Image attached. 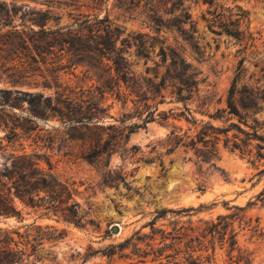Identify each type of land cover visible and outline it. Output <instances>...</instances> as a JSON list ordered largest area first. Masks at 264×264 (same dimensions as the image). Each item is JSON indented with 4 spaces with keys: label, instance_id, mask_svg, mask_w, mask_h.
<instances>
[{
    "label": "rangeland",
    "instance_id": "1",
    "mask_svg": "<svg viewBox=\"0 0 264 264\" xmlns=\"http://www.w3.org/2000/svg\"><path fill=\"white\" fill-rule=\"evenodd\" d=\"M0 1L46 8L40 4L41 0ZM103 2L96 10L92 8L95 4L89 2L90 7L83 11L91 15L99 13L101 17L108 15L112 23L122 29L119 46L123 40L130 43V48L125 49L128 50L126 57L139 90V97L133 96L130 100L137 101L140 106L147 103L156 107V121L132 133L117 152L93 163L80 158L79 145L69 148L70 144L62 136L66 130L62 127L59 133L54 130L60 127L55 118L33 123L37 128L34 134L40 131L48 143L56 134L61 137L54 150L41 151L32 139L24 138L10 145L7 154L50 155L56 172L76 182L79 190L76 201L89 224L78 228L58 222L54 217L45 216L43 211L26 207L17 200L20 214L0 217V239L3 240L7 233L20 249H27L31 255L26 257L25 264H129L130 260H126L123 253L108 258L103 255L104 250L124 242L137 232L149 233L150 228L145 227L157 216L156 212L196 209L181 214L169 212L157 227L170 230L173 222L197 225L200 220L230 214L233 210L227 208L239 206L246 208L244 222L235 223L240 253L234 251L230 254L228 244L217 246L215 259L204 264H237L240 254L249 256L250 264H264V200L260 197L264 192V175L259 174L264 164H253V157L225 148L223 133L231 124H237L264 137V0ZM212 2L213 6L209 4ZM221 6H240L248 12L250 24L243 40L238 41L226 34L217 35L209 30L202 17L206 14L211 18L207 11L219 10ZM185 12L191 16V23L187 25L183 23ZM62 15V25L73 22L67 13ZM175 53L190 65V74L195 81L192 87L186 88L170 77L168 68L176 59ZM84 73V68H78L73 75L62 74L63 81L72 87L91 85L92 82L80 83ZM236 80L235 101L242 119L227 114L228 94ZM43 81L37 78L27 81V84L14 85L3 76L0 79V101L3 90L53 96L55 89L43 87ZM15 98L21 100L14 101ZM10 99L9 105L14 108L5 106L3 109L0 106V111L19 118L30 116L28 104L22 101H28L29 97L13 95ZM107 104L112 107L110 115L120 123L125 120L124 113H134V104L130 101L127 110L114 97ZM149 112L144 110L142 119ZM185 116L190 118V123ZM195 121L196 125L193 124ZM108 123L121 126L113 120H107ZM135 123L141 124L137 116L122 128ZM206 124L220 130L217 168H211L198 156L197 150L203 149V143H198L195 148L180 146L169 153L168 137L174 127L190 142ZM234 133L236 131L232 130L229 137ZM4 135L0 130V142ZM3 144L9 145L7 142ZM6 163L9 165L10 162L1 157L0 169ZM43 166L46 167L45 164ZM116 226L119 227L118 232H115ZM47 227L63 230L65 238L39 246L40 228ZM147 264L158 263H151L149 259Z\"/></svg>",
    "mask_w": 264,
    "mask_h": 264
},
{
    "label": "trees",
    "instance_id": "2",
    "mask_svg": "<svg viewBox=\"0 0 264 264\" xmlns=\"http://www.w3.org/2000/svg\"><path fill=\"white\" fill-rule=\"evenodd\" d=\"M41 1L45 9L0 1V79L5 76L12 84L21 85L42 78L43 87L55 89L53 96L21 90L2 91L0 106L3 109L5 106L14 108L9 105L13 95L29 97L28 101H22L28 104L30 116L19 118L4 110L0 111V130L5 134L0 142V159L3 157L10 162L0 169V217L19 215L16 207L18 200L26 207L43 211L45 216L54 217L58 222L84 228L89 222L84 219L81 206L76 201L79 194L76 182L61 177L47 153L7 154L8 148L27 138L32 139L41 151L54 150V145L61 137L56 134L48 143L40 131L34 134L37 128L33 126L37 120L47 121L51 117L60 122V127L54 128L55 131L59 133L61 127L66 130L62 136L70 144L69 148L79 145L80 158L93 163L117 152L132 133L156 121L157 109L147 103L140 106L137 101L130 100L133 96L139 97V90L126 57L128 50L125 49L130 48V43L123 40L119 46L122 29L115 26L108 15L101 17L99 13L91 15L83 11L90 7L87 3L95 4L92 8L96 10L104 0ZM209 4L213 6V2ZM63 13H67L73 22L62 25ZM207 14L211 18H207L206 14L202 18L212 33L226 34L238 41L246 37L250 20L248 12L242 7L221 6L219 10H208ZM183 17L185 25L191 23L189 13L185 12ZM174 56L176 59L168 68L170 77L186 88L192 87L195 81L190 74V65L177 53ZM78 68L85 69V77L80 83L92 82L91 85L72 87L63 81L62 74L73 75ZM236 85L237 80L228 94L227 114L242 119L235 101ZM112 97L122 102L125 110L129 101L134 104V113H124L125 120L121 123L109 113L112 107L107 102ZM144 110L150 112L142 119ZM135 116L141 124L122 128ZM185 117L190 123V118ZM107 120H113L121 126L107 124ZM193 124L196 125V121ZM232 130L236 133L229 137ZM218 131L212 124H206L196 136L197 140L192 138L187 142L189 138L179 134L174 127L168 137L171 145L169 153L180 146L195 148L198 143H203V149L197 150L198 156L211 168H217L216 161L220 153L217 147L220 141ZM223 133L225 148L253 157V164H264L263 136L256 131H246L237 124H231ZM4 142L9 145H4ZM39 143L44 145L40 146ZM259 174L264 175V169ZM260 197L264 200V192ZM227 209L233 212L212 220H200L197 225L192 222L182 225L173 222L170 230L157 227L158 222L166 219L169 212L181 214L196 209L156 212L157 216L145 227L150 228L149 233L137 232L122 243L110 245L103 255L111 258L123 253V257L130 260L129 264H147L149 259L151 263L158 264H204L215 259L217 246L228 244L230 254L234 251L240 253L235 223L244 222L246 208L234 206ZM46 229L47 232L44 231ZM46 229L40 228L39 246L65 238L63 230ZM5 234L6 237L0 239V264H25L26 257L31 254L25 248L20 249L14 239ZM236 263L250 264L251 260L249 256L240 254Z\"/></svg>",
    "mask_w": 264,
    "mask_h": 264
},
{
    "label": "water",
    "instance_id": "3",
    "mask_svg": "<svg viewBox=\"0 0 264 264\" xmlns=\"http://www.w3.org/2000/svg\"><path fill=\"white\" fill-rule=\"evenodd\" d=\"M119 231V227L118 226H116V231L115 232H118Z\"/></svg>",
    "mask_w": 264,
    "mask_h": 264
}]
</instances>
